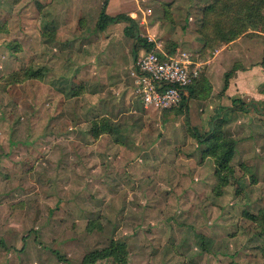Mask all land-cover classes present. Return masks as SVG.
Segmentation results:
<instances>
[{"label": "rangeland", "instance_id": "374dc122", "mask_svg": "<svg viewBox=\"0 0 264 264\" xmlns=\"http://www.w3.org/2000/svg\"><path fill=\"white\" fill-rule=\"evenodd\" d=\"M103 1L0 0V264H81L111 241L128 264H264V31L238 37L258 44L257 110L228 111L205 73L238 38L204 44L214 0L109 1L202 64L210 90L162 113L132 92L125 23L96 28ZM212 126L235 143L225 168L192 135Z\"/></svg>", "mask_w": 264, "mask_h": 264}, {"label": "trees", "instance_id": "16d2710c", "mask_svg": "<svg viewBox=\"0 0 264 264\" xmlns=\"http://www.w3.org/2000/svg\"><path fill=\"white\" fill-rule=\"evenodd\" d=\"M108 0H104L101 6L96 28L103 31L107 26L119 22H125L127 25L123 29L125 36L134 40L140 48L151 50L154 47L153 42L143 39L139 33L136 21L126 14H117L110 16L106 14ZM264 0H214L203 9L202 25L200 35L203 37L205 45H213L212 43H230L239 36L252 32L264 31ZM137 48L132 49L134 58L137 54ZM234 69H231L224 75V88L227 86L228 79ZM188 97H200L202 91L210 90V85L204 76H199L190 86L187 87ZM235 107V106H234ZM234 107L228 108L232 110ZM245 104L240 103V111H245ZM185 108V109H184ZM184 109V110H183ZM180 114L186 111V105L182 104L178 108ZM253 110H255L253 108ZM211 134L207 137H200L195 131H192L193 137L198 143H206L213 149V154L217 156V167L225 168L234 152L235 143L232 140H222L216 131L215 126L211 127ZM59 261L65 259L55 253ZM112 259L115 264H128L121 246L115 241H111L109 246L85 255L81 264H96L98 261Z\"/></svg>", "mask_w": 264, "mask_h": 264}, {"label": "built area", "instance_id": "2783aa9c", "mask_svg": "<svg viewBox=\"0 0 264 264\" xmlns=\"http://www.w3.org/2000/svg\"><path fill=\"white\" fill-rule=\"evenodd\" d=\"M201 68V62L186 51L166 50L156 43L149 51L140 48L131 72L133 94L145 109L170 112L188 97L187 87L199 77Z\"/></svg>", "mask_w": 264, "mask_h": 264}, {"label": "crops", "instance_id": "0c3cea01", "mask_svg": "<svg viewBox=\"0 0 264 264\" xmlns=\"http://www.w3.org/2000/svg\"><path fill=\"white\" fill-rule=\"evenodd\" d=\"M109 1L111 4L112 0H108L106 14L115 16L109 13V10H116L114 6H110ZM124 23L125 22H119L109 26ZM126 25L127 24L125 23V26ZM109 26H107V28ZM122 34L124 37L129 38L124 35L123 30ZM226 46L227 51L225 55H223L224 57L217 58L205 73L206 78L212 86V95L220 97L221 105L226 107L223 110L237 106L240 103L245 104L244 109H248L247 106H249V104L247 103L251 102L250 105L252 106V109L254 108L256 111L258 105V61H253L250 58V53L254 51V48H256L258 44L255 40L240 37ZM134 60L135 59H133L131 63L130 72L133 70ZM236 61H239L240 63ZM236 64L238 66L235 68L234 66ZM231 69L234 70L228 79L227 86L224 88V75ZM129 75L134 82L131 73ZM188 100L189 97H187L182 104L187 106Z\"/></svg>", "mask_w": 264, "mask_h": 264}]
</instances>
